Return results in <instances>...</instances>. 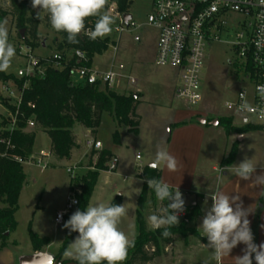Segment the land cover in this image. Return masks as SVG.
Here are the masks:
<instances>
[{
    "label": "rangeland",
    "instance_id": "obj_1",
    "mask_svg": "<svg viewBox=\"0 0 264 264\" xmlns=\"http://www.w3.org/2000/svg\"><path fill=\"white\" fill-rule=\"evenodd\" d=\"M26 3L29 9L21 22L27 17L36 18V13L39 11V9L32 8L31 0H26ZM4 5L7 7V4ZM111 5L112 1L108 0L105 8ZM151 7L150 0H130L128 10L139 26L122 33L115 31V27L120 24L116 14L104 9L103 12L110 15L113 20L111 32L104 35L109 38L110 45L107 50L95 54L91 64L94 70L102 72L117 68L121 63L126 65L125 71H128L136 83L128 85L123 82L121 86L115 87L120 94H129L128 91H136L137 89L143 92L141 102L136 108V113L142 123V136H136L133 131H127V129L124 131L119 126L116 127L114 125L115 121L106 112L95 135H91L90 130L79 123L73 126L72 131L79 143V147L73 150V155L70 159L55 162L51 157L47 159L48 167H43L36 163H26L25 170L29 171V181L24 186L20 198V208L16 214L18 226L12 233V239L17 241V245H10V247L0 250V264H20L22 257L33 255L34 249L29 234L30 227L40 236H49L51 238L52 241L48 248L49 256L54 258L58 254L65 237L66 228L63 227L65 222L58 224L55 222V217L57 211L65 207L72 179L75 185L77 180L81 179L87 172L96 170L97 156H92L93 148L88 145V142L94 139L102 143V147L96 150H112L118 157L119 162L116 170L107 169L100 172L88 206L95 205L98 202L108 204L116 197H119L121 204H125L128 210L127 214L121 219L119 227L131 240L136 237L138 233L136 208L140 194L136 192L140 191L142 185L138 174L143 166L154 162L158 145L167 149L166 121L174 116L176 110L182 111V104L175 98L174 90L171 86L173 74L175 76L174 70L169 67L159 66L155 61L159 32L148 23V14L151 11ZM42 16L38 29L40 39L36 46L29 50L33 55L39 57H45L50 52L53 54L58 51V43L62 40L56 30L46 21V13L42 14ZM4 21L7 22L9 30V42L16 49V55L11 61V66L5 72L16 76L20 68L26 69L28 67V58L26 56L28 46L20 36L19 29L21 28L17 27L16 20L11 16H7ZM26 36L28 37L27 31L25 32ZM228 40L230 38L223 36L222 41L214 42L206 50L207 62L202 81L204 99L198 109L209 111L210 116H217V118L229 117L227 114H234V111H229L224 107V103L234 99L236 92L245 83L240 78L242 77V68L238 56L237 70L229 63V60L236 59V55L232 51L231 45L227 42ZM8 83H12L11 87L14 95H17V85L13 81H8ZM123 85H126L127 89L123 90ZM2 89L3 84L0 82V90ZM1 97L0 103L6 107L7 104L14 105L17 101L15 96L4 95V92ZM0 113V134L11 132L9 130L10 109L7 107L5 110L3 106H0ZM232 118L236 126L240 127L243 124L242 119L238 115H234ZM5 119L8 122L6 124L3 123ZM116 129L119 132L118 141L114 137ZM26 130L31 129L27 128ZM208 134H211L209 139L214 140V159L219 160L225 155L226 137L228 135L220 125L211 126ZM246 134L248 138L243 142L238 164L245 156L249 159L252 158V162L255 159L264 160V130L254 127ZM36 136L38 147H49L50 139L45 132L41 129L37 130ZM231 136L237 135L232 134ZM204 152L205 148L202 156L206 154ZM137 155H139V158H137ZM50 162L54 163V165H50ZM77 165L81 168L80 170L73 169ZM160 166L161 164L158 167ZM69 168L73 169L75 178H72V174L68 172ZM75 189H79L78 186H75ZM199 199V197L196 198V200ZM200 201L199 205L197 204L199 206V214L195 219L199 220V225L202 223V217L205 214L204 209L209 207V201L205 203ZM193 205L196 204L185 205V211L179 214V224L184 220L186 209L189 208L192 211ZM162 208V201H159L154 191L151 190L148 193V199L143 210L150 230L155 229L151 226L149 217L154 213L158 214ZM188 227V240L185 241L178 234L176 235V242L192 243L197 240L195 223L193 221L190 222ZM169 246L165 247L161 255L165 258L159 259V256L147 263L138 262L137 264H171L173 249ZM68 251L69 247L64 258L75 260L67 254ZM201 254V259L199 257L197 259L198 264H216L211 249H207L206 252Z\"/></svg>",
    "mask_w": 264,
    "mask_h": 264
},
{
    "label": "trees",
    "instance_id": "obj_2",
    "mask_svg": "<svg viewBox=\"0 0 264 264\" xmlns=\"http://www.w3.org/2000/svg\"><path fill=\"white\" fill-rule=\"evenodd\" d=\"M4 4H7V7ZM28 9L26 0H0V22H3L7 16L15 19L18 28L26 29L28 37L24 38V42L29 48H32L40 39L38 29L41 22L39 19L31 17H27L21 22ZM118 9L121 12H127L128 0H120ZM45 17L46 21L49 22L47 14ZM56 33L62 38L58 43L59 50L81 49L87 53L89 60L78 62L73 58L63 70H59L47 65L48 57L42 58L41 64L43 67L45 66L43 74L21 78L0 71V81H13L22 91L17 128L12 132L0 134V250L7 246L11 234L18 226L16 212L19 209V197L27 180V174L23 164L18 162L15 157L27 158L33 153L36 131L25 130L29 118L34 119L37 129H41L49 136L51 152L59 159L70 158L73 149L77 146L72 131L73 126L79 123L90 129L91 134L95 135L101 126L104 112L114 115L118 124H125L130 131L138 132L140 117L136 113V108L141 102L140 94H120L107 86L74 83L70 76L71 68L75 65L91 66L95 54L108 49L109 38L87 39L78 36V43H69L67 33L58 31ZM7 107L12 113L17 111L15 105L7 104ZM3 123L8 122L5 119ZM219 125L223 126L227 133L236 132L240 134L258 127L254 125L236 127L233 125V118L227 116L219 117ZM118 136L119 132L116 131L114 137L117 141ZM3 138H7L10 143L2 142L1 139ZM237 152L238 147L234 143L222 164H232ZM93 155L97 156L96 170L87 172L81 179L77 180L75 185L73 180L71 181L69 192H73L75 186H78L80 192H76L78 204L66 215L65 222L77 209L81 211L86 209L100 171L109 169L107 163L113 156L109 150L93 149ZM138 176L144 180L136 212L138 234L133 239L134 246L128 249L127 258L123 264L147 263L161 256L165 247L173 243L178 234L187 241L189 237L188 224L194 221L199 214L197 204L192 206V211L187 208L182 223L169 229L172 233L169 238L162 236L164 228L150 230L143 214L148 193L151 191L146 181L147 178L161 179V171L157 167L153 168L147 165L140 170ZM167 203L168 201H162L163 207ZM111 204H121V201L116 198ZM29 234L34 251L41 252L44 247L51 244L52 240L49 236H40L31 227ZM77 235V232L66 230L63 243L58 254L54 257L60 264H78L77 260L64 259L69 245ZM195 235L199 236L197 232ZM253 264L256 263L253 262Z\"/></svg>",
    "mask_w": 264,
    "mask_h": 264
},
{
    "label": "built area",
    "instance_id": "obj_3",
    "mask_svg": "<svg viewBox=\"0 0 264 264\" xmlns=\"http://www.w3.org/2000/svg\"><path fill=\"white\" fill-rule=\"evenodd\" d=\"M112 5L108 9L115 13L120 24L115 27L117 33L137 28L139 25L131 19L125 20L127 12L118 9L120 0H111ZM151 11L148 14V23L159 32L157 39L156 64L169 67L174 70L176 77V88L174 96L184 108L194 112L204 99L203 78L207 62L206 50L214 42L222 41V37H228L227 42L231 45L236 55L235 60L229 63L237 70V56L240 59L241 79L245 81L244 86L236 92L232 100L224 103L229 111V117L238 115L244 125H256L264 130V0H150ZM130 0H128V3ZM104 11V10H103ZM99 17H90L85 21V29L81 37L91 38L89 30H94L95 23ZM105 39V36L97 37ZM95 38V39H97ZM28 48L26 56L28 67L20 68L17 72L19 78L43 74L45 66L41 64L42 58L48 57L47 65L63 70L68 63L75 58L78 62L89 60L87 53L81 49L58 50L52 55L39 57L33 55ZM117 50V47H116ZM126 66L119 64L117 68L107 72L97 71L92 66L75 65L71 68V79L74 83L95 84L107 86L117 91L116 87L128 81L135 83V79L125 73ZM237 77V75H236ZM237 80V78H236ZM27 86V84H25ZM21 90L17 89V95L9 91L10 96H15L14 104L17 108L15 113H9V130L12 132L17 128V116L21 101ZM36 127L34 119L29 118L27 128ZM2 142L10 143L7 138ZM94 149L102 146L100 141L89 142ZM51 150H43L38 155L31 154L27 158L15 157L21 164L36 163L48 167L47 158L51 156ZM139 158V155H137ZM118 158L112 156L107 166L110 170L117 169ZM75 170V168H73ZM73 169L68 172L74 177ZM73 180V179H72ZM74 189L69 192L65 207L55 217V222H65V217L78 204Z\"/></svg>",
    "mask_w": 264,
    "mask_h": 264
},
{
    "label": "clouds",
    "instance_id": "obj_4",
    "mask_svg": "<svg viewBox=\"0 0 264 264\" xmlns=\"http://www.w3.org/2000/svg\"><path fill=\"white\" fill-rule=\"evenodd\" d=\"M108 0H31L32 8L39 9L36 18L41 20L46 13L51 27L58 32L67 33L69 43H78L77 37L85 29V21L90 17H99L94 30H89L91 38L102 37L111 32L113 20L103 12ZM16 55V49L9 42L7 22H0V71H6ZM163 164L167 171L176 172L179 161L167 149L157 146L153 168ZM228 172L231 166L225 167ZM257 165L247 156L234 164L235 176L244 181H251V188L259 187L258 195L264 197V171L256 175ZM225 169H223L224 171ZM148 188L154 191L159 201H168L167 205L152 214L149 222L153 229L164 228L162 236L169 238L170 228L179 224V214L185 211V200L177 186H172L162 179H148ZM142 191V189H140ZM140 191L136 193L139 194ZM119 193V192H118ZM116 193V194H118ZM211 206L204 209V216L199 228H202L207 238L206 247L212 250L217 264H223L229 258L232 250L243 244V255L231 257L233 264H264V242L254 243L250 227V214L256 207L251 204L244 207L241 196L232 195L217 189L209 194ZM206 197L205 201H207ZM125 204H105L98 202L89 205L85 210L77 209L63 227L78 236L69 245L68 255L78 261V264H123L127 258L128 249L134 246V241L120 229L121 219L127 214ZM264 228V225H261Z\"/></svg>",
    "mask_w": 264,
    "mask_h": 264
},
{
    "label": "crops",
    "instance_id": "obj_5",
    "mask_svg": "<svg viewBox=\"0 0 264 264\" xmlns=\"http://www.w3.org/2000/svg\"><path fill=\"white\" fill-rule=\"evenodd\" d=\"M137 39H138V36H137ZM49 55H52V53L50 52L46 56H49ZM125 73L130 75L128 71H125ZM0 82H2L3 84V89L0 90V96L3 95V92H4V95L6 94L7 96L8 95L10 96L9 91H13L11 87L12 83L3 82V81H0ZM124 82L125 84L132 85L130 82L128 83V81H124ZM125 86L124 85L122 86L123 90L127 89ZM171 86L175 93L176 77L174 76V74H173V78L171 81ZM116 92H119V90H117ZM128 92L140 94V99H142L143 92L140 89H137L136 91H128ZM0 106H3L5 110L7 109V107L1 103H0ZM105 113L106 112L103 113L102 119ZM107 113L115 121L114 125L116 127L119 126L124 131H126V129L127 131H130L127 125L118 124L114 115H112L109 112ZM202 118H205V122H201ZM215 118H217V116H210L209 111H204V110L199 109V111L194 112L190 109L184 108L183 105H182V111L176 110L174 116L171 119L166 121V124H167V135L166 136H168L167 137V150L173 156L177 158V160L179 161V168H178V171L174 173L167 171V169L165 168L163 164H161V166L157 168L161 171V179L169 183L172 186L173 191L175 190L177 186L179 187V190L183 194L185 205L186 204L187 205L188 204H198L199 201L201 200L200 202L202 203L209 201L208 206L210 207L212 202H211L209 194L216 191L217 189L223 190L226 193H230L232 195H235L238 192L239 195L241 196V200L243 201V205L245 208L251 204H255L253 205L254 208L256 207L255 212L254 214H250L248 219L250 220V227L253 232L254 243L260 244L261 242H264V228L261 227V225H264V197H260L258 195L260 191L259 187L251 188L250 186H248L251 183V181H244V180L239 179L238 177L235 176V172H234V164H238V158L240 156V153L242 151V147L244 144L243 142L245 139L248 138L246 134L247 132L241 133V134L236 133V132H231V133L226 132L228 136L226 137L227 146H226L225 155L221 159L216 160L214 159V156H213L214 140L209 139V136H211V134H208L211 126H216V124L212 123ZM217 125H219V123ZM233 125L236 126L234 124V120H233ZM141 126H142V123L140 121L138 132H135L136 136H142ZM244 126L246 125L242 124L240 127H244ZM236 127H239V126H236ZM29 129L31 130H26V131L31 132V131L40 130V129H37L36 127L35 129L33 128H29ZM116 131L118 130L116 129L115 132ZM90 133H91V130H90ZM232 134L237 135V136H231ZM36 139H37V136L35 137V142L33 146V153H32L33 155H38L43 150H51V139L50 138H49L50 141H49L48 148L38 147L36 144ZM96 141H99V140H96ZM234 143H236L238 147V152H237L234 162L230 165L222 164L223 159L228 156ZM76 144L77 146L75 148L79 147V143L77 142V140H76ZM88 145L90 146L89 142H88ZM204 148L206 152V154H204L205 157L202 156ZM109 151L111 152L113 156H116L112 150H109ZM72 155H73V151H72ZM51 157L54 159L53 161L55 162L64 160V159L57 158L53 153H51V156L49 158ZM153 163L154 162H151L148 166H151ZM253 163L257 165L256 173H255L256 175H259L261 171H264V160L255 159ZM25 164H23L24 170H25ZM50 165H54V163L50 162ZM78 165L76 166L75 170L81 169L80 167H78ZM226 166H231L232 171L228 172L225 168ZM223 169L225 170L223 171ZM25 172L27 174V180L24 186L28 184V181H29V171L25 170ZM139 180L141 181V184H142L141 189H142L144 180L142 178H139ZM24 186H23V189L19 197V208H20V198L22 196ZM70 186H71V183H70ZM70 186H69V190H70ZM68 194H69V191H68ZM140 194H141V191H140ZM140 194H139V197H140ZM197 197H199L200 199L196 200ZM206 197H208L207 201H205ZM116 198H119V197H116ZM137 207H138V202H137ZM61 210L63 209H59L57 213ZM136 212H137V208H136ZM193 223H195L196 228H197V233L199 235L197 237V240L192 243L186 242L187 244L182 243V242H176L175 240L173 243L169 244L170 245L169 247L173 249V256L171 257V260H170L171 264H198L199 263L197 260L198 257L199 259H201V256H202L201 253H204L207 251V249H209L208 247H206V244L208 243L207 238L204 237L202 228H199L200 226L199 220H194ZM66 230H65V234H66ZM10 238L11 239H9L7 246L4 248L10 247V245H17V241L15 239H12V234ZM13 242H16V244H13ZM49 246L50 245L44 247L43 251L41 252L47 253L49 255V251H48ZM244 247L245 245L238 244L232 250L230 257L224 259L223 264H233L231 257L243 255L242 249ZM35 252L36 251H34L33 255L35 254ZM163 258L165 257L164 256L159 257V259H163ZM253 262H255L254 259H253Z\"/></svg>",
    "mask_w": 264,
    "mask_h": 264
},
{
    "label": "water",
    "instance_id": "obj_6",
    "mask_svg": "<svg viewBox=\"0 0 264 264\" xmlns=\"http://www.w3.org/2000/svg\"><path fill=\"white\" fill-rule=\"evenodd\" d=\"M131 17V13H126L124 15L126 21L131 19ZM25 32V28L19 29L20 36L23 39L25 38ZM79 36H81V34ZM201 122H205V118H202ZM212 123L217 125L219 123V119L215 118ZM20 264H60V262L49 256L47 253L36 251L34 255L22 257L20 260Z\"/></svg>",
    "mask_w": 264,
    "mask_h": 264
}]
</instances>
